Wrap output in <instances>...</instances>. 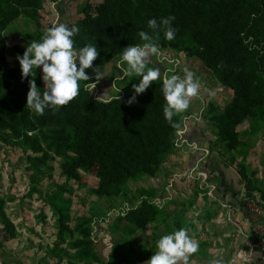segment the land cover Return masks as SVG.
<instances>
[{"label": "trees", "instance_id": "obj_1", "mask_svg": "<svg viewBox=\"0 0 264 264\" xmlns=\"http://www.w3.org/2000/svg\"><path fill=\"white\" fill-rule=\"evenodd\" d=\"M46 1L54 0H0V134L6 133L9 140L3 141H14L12 145L25 153L41 154L27 158L33 169L57 158L66 182L78 183L82 174L92 175L97 179V197H118L130 181L154 178L167 157L178 150L176 135L183 128V113L171 122L165 120L162 79L153 81L134 103L127 104L133 95L132 85L139 83L136 76L119 82L121 102L97 100L84 90L86 82H81L79 95L58 111L45 109L43 115L30 111L26 105L29 80H35L40 92L44 86L35 69L22 79L18 60L9 66L7 55L22 56L28 45L41 40L45 32L33 10ZM81 15L75 24L79 32L73 37L74 47H97L99 55L93 68L108 64L128 45L142 44L138 33L145 31L160 50L170 48L197 59L218 83L232 90V99L223 109L208 108L205 112L215 142L223 149L235 151L242 146L236 128L245 122L252 134L264 130V0H101L94 8L86 0ZM169 16L175 17L172 26L176 32L171 41L164 39L162 31L147 27L149 19L155 18L159 24L161 18ZM19 24L27 30L23 36L28 45L9 50L6 34ZM85 71L95 79L92 68ZM237 166L247 181L245 166L241 162ZM61 191L53 196L63 206L55 205L53 199L49 202H53L58 233L71 240L66 264H91V259L99 262L92 249L91 221L77 220L71 225L70 201L62 198ZM152 198L143 196L139 205L117 216L118 222L132 227L129 233L144 231L158 218L161 209ZM0 225L11 237V225L1 220ZM107 260L122 262L112 254Z\"/></svg>", "mask_w": 264, "mask_h": 264}, {"label": "rangeland", "instance_id": "obj_2", "mask_svg": "<svg viewBox=\"0 0 264 264\" xmlns=\"http://www.w3.org/2000/svg\"><path fill=\"white\" fill-rule=\"evenodd\" d=\"M85 2L46 1L36 7L33 14L43 32L53 24L63 23L71 27L82 19L81 10ZM89 3L94 8L101 0H89ZM26 32L21 24L11 28L6 34L7 48L12 50L16 45H28L23 36ZM118 59L116 56L101 67L105 77L90 93L95 99L104 92V96L97 100L118 95L115 88L122 87L119 83L122 73L116 67ZM7 61L9 66H13L17 56H9L8 53ZM147 66L159 68L162 78L172 74L168 71L170 68H174L181 77L185 70L190 71L199 83V91L197 96L190 98L189 108L183 112V128L176 135L178 150L167 157L154 178L130 181L128 189L118 197H97L94 194L97 179L92 175L82 174L78 183L66 182L57 158L48 160L39 170L33 169L27 158L40 157L41 154L25 153L12 145L14 141H3V138L9 140L6 133L0 134V220L12 227L11 237L3 239L0 246V264H66V251L71 240L67 235L60 236L52 213L53 202L62 205L53 196V192L59 189L62 190V198L70 201L71 225L77 220L91 221L92 249L99 257V262L89 260L91 264H118L107 260L109 254L122 261L119 264H145L156 251V240L180 228L188 229L189 235L199 242L198 251L189 257V264H264V254L257 246L261 242L260 231L247 210L249 222H245L244 229L237 226L241 225L237 218H228L225 214L220 216L213 211L212 226H216L217 233L212 229L208 238L203 233L204 221L211 223L210 215L204 213L212 210L208 209L210 205L205 197L213 194L215 200L216 193L225 199L230 197L228 193L231 195L229 190H217V186L211 183L218 177V169L224 168L225 164L232 165L228 168H235L240 175L236 165L241 162L248 172L247 181L241 180L245 192L241 201L243 208V201L257 200L264 211V130L259 127L261 129L252 134L245 122L236 128L242 146L235 151L223 149L215 142L213 128L205 112L208 108L223 109L232 99V90L218 83L200 61L170 48L160 50L158 56L149 55ZM34 74L44 86L41 68H37ZM113 83L114 87H111ZM193 143L197 145L196 149L190 147ZM143 196H152V203L161 209V213L144 231L134 229L129 233L132 227L118 222L117 216H124L125 206L128 209L139 205ZM51 199L52 203L49 202ZM243 234L245 237L249 235L247 242L239 238Z\"/></svg>", "mask_w": 264, "mask_h": 264}, {"label": "clouds", "instance_id": "obj_3", "mask_svg": "<svg viewBox=\"0 0 264 264\" xmlns=\"http://www.w3.org/2000/svg\"><path fill=\"white\" fill-rule=\"evenodd\" d=\"M174 20V16H169L161 18L158 24L155 18L149 19L147 27L153 32L162 31L164 39L171 41L176 32L172 26ZM78 32L79 28L75 25L69 27L63 23L53 24L39 42L33 41L26 47L22 56H17L22 79L31 76L34 69L42 70L44 91H38L35 80H29L26 97L27 107L35 114L43 115L45 109L58 111L79 95L81 82H86L83 84L84 90L92 93L100 79L105 77L100 66L93 68V61L99 55L96 46L86 44L78 49L74 47L73 37ZM138 35L143 43L123 48L116 64L122 73L120 79L133 76L140 78L139 83L132 85L133 95L126 103L131 105L153 81L162 79L163 114L165 120L171 122L175 115L189 108L190 98L198 95L199 83L194 79L193 73L187 70L181 77L176 74L174 68H170L168 71L172 74L162 78L159 68L148 67L147 57L158 56L160 46L147 32L140 31ZM89 68H92L95 75L94 80H91L85 71ZM111 87H114V83ZM115 92L118 95L108 96L103 102H121V88H115ZM104 94L98 98H102ZM190 147L196 149L197 145L193 143ZM155 248L156 251L145 264H189V257L198 251L199 242L189 235L188 229L180 228L161 235L155 242Z\"/></svg>", "mask_w": 264, "mask_h": 264}, {"label": "crops", "instance_id": "obj_4", "mask_svg": "<svg viewBox=\"0 0 264 264\" xmlns=\"http://www.w3.org/2000/svg\"><path fill=\"white\" fill-rule=\"evenodd\" d=\"M232 164V163H231ZM234 164V163H233ZM226 166L224 168H220L218 169L219 173L218 177L215 178V180L211 183L214 184L212 186H217V190H229V193L227 194V196H230L228 199L223 198V195L220 194H215L216 195V199L214 200L212 198L213 194L209 195L210 197L206 198L205 200L208 201L210 207L212 210H206V212L204 213V215H210V221L211 223H208L207 220L204 221V230L203 233H205V238H208V233H211V230L213 229V233H217V228L216 226L213 228L212 226V212H217L219 213L220 216H222L223 214H225L228 218H237L239 220V222L241 223V225H237L239 228L244 229V224L245 222H249L247 221V213H246V203L247 200L244 203V208L243 205H241V201L242 198L244 197V183H242L243 181H241L243 178L239 175V173L237 171H235L234 169H229L228 166H232V165H228L225 164ZM237 166V165H236ZM238 168V166L236 167ZM239 169V168H238ZM244 180V179H243ZM245 182V180H244ZM204 196V194H203ZM228 203V204H227ZM241 206V207H240ZM238 222V221H237ZM211 239H213V236H210ZM240 239H244L245 242H247V240L249 239V235L247 237L243 235H241L239 237Z\"/></svg>", "mask_w": 264, "mask_h": 264}, {"label": "built area", "instance_id": "obj_5", "mask_svg": "<svg viewBox=\"0 0 264 264\" xmlns=\"http://www.w3.org/2000/svg\"><path fill=\"white\" fill-rule=\"evenodd\" d=\"M246 210L248 215L254 220L256 223L257 230L260 231V241L258 249L261 253L264 254V211L262 206L257 202V200H250L246 204ZM7 237V234L4 228L0 225V244H2V240Z\"/></svg>", "mask_w": 264, "mask_h": 264}]
</instances>
